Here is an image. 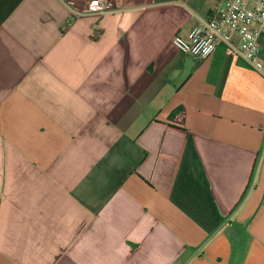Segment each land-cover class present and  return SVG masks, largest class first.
Here are the masks:
<instances>
[{"label": "crops", "instance_id": "0c3cea01", "mask_svg": "<svg viewBox=\"0 0 264 264\" xmlns=\"http://www.w3.org/2000/svg\"><path fill=\"white\" fill-rule=\"evenodd\" d=\"M217 1L0 0V264H264V77L171 42Z\"/></svg>", "mask_w": 264, "mask_h": 264}, {"label": "built area", "instance_id": "2783aa9c", "mask_svg": "<svg viewBox=\"0 0 264 264\" xmlns=\"http://www.w3.org/2000/svg\"><path fill=\"white\" fill-rule=\"evenodd\" d=\"M76 11L75 5L69 3ZM83 11L98 16L112 13L113 0H85ZM264 32V0H218L209 17L193 27L185 37L176 34L172 45L183 54L198 59L209 57L218 45L264 77L259 36Z\"/></svg>", "mask_w": 264, "mask_h": 264}]
</instances>
